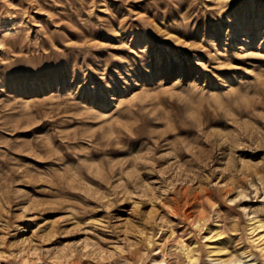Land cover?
<instances>
[{
	"label": "rangeland",
	"instance_id": "374dc122",
	"mask_svg": "<svg viewBox=\"0 0 264 264\" xmlns=\"http://www.w3.org/2000/svg\"><path fill=\"white\" fill-rule=\"evenodd\" d=\"M263 228L264 0H0V264H264Z\"/></svg>",
	"mask_w": 264,
	"mask_h": 264
},
{
	"label": "bare ground",
	"instance_id": "6f19581e",
	"mask_svg": "<svg viewBox=\"0 0 264 264\" xmlns=\"http://www.w3.org/2000/svg\"><path fill=\"white\" fill-rule=\"evenodd\" d=\"M262 229V228H261ZM258 238L262 241V242H264V228H263V231H262V233H260L259 234V236H258ZM220 250H223L222 248L221 249H219L218 248V250L217 251H220ZM221 252V251H220ZM223 252V251H222ZM224 252H225V249H224ZM220 259V263L221 264H238V262H237V260H235V259H233V258H229V259H227V258H219ZM162 262L163 261H161V260H159V261H157L156 263H154V264H162ZM240 262V261H239ZM242 262V261H241Z\"/></svg>",
	"mask_w": 264,
	"mask_h": 264
}]
</instances>
